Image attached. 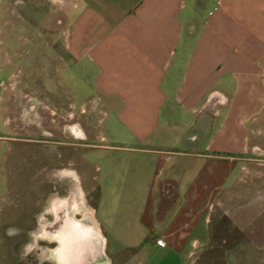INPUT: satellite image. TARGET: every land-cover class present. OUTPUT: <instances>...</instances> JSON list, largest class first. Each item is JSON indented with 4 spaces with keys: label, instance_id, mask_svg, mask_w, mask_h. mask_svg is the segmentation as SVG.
<instances>
[{
    "label": "crops",
    "instance_id": "1",
    "mask_svg": "<svg viewBox=\"0 0 264 264\" xmlns=\"http://www.w3.org/2000/svg\"><path fill=\"white\" fill-rule=\"evenodd\" d=\"M59 8L61 84L83 92L81 109L99 104L98 140L113 142L101 164L89 162L94 203L88 208L80 184L77 213L99 228L114 254L107 264H197L212 248L219 196L264 165V0H65Z\"/></svg>",
    "mask_w": 264,
    "mask_h": 264
},
{
    "label": "rangeland",
    "instance_id": "2",
    "mask_svg": "<svg viewBox=\"0 0 264 264\" xmlns=\"http://www.w3.org/2000/svg\"><path fill=\"white\" fill-rule=\"evenodd\" d=\"M59 6L65 0H0V264H54L50 248L42 246L54 241L36 226L45 223L57 192L64 196L66 189L82 185L88 208L93 205L87 181L93 187L91 164H101L99 154L113 144L98 140L103 130L99 104L87 101L81 109L83 92L77 95L79 90L61 84L67 82L59 56L66 18ZM89 89L84 85L85 94ZM255 167L246 172L243 185L215 202L212 248L197 264H264V165ZM172 190L166 185L164 197ZM166 205L163 199L160 214ZM17 228L28 231H12ZM107 252L111 263L109 246Z\"/></svg>",
    "mask_w": 264,
    "mask_h": 264
},
{
    "label": "flooded vegetation",
    "instance_id": "3",
    "mask_svg": "<svg viewBox=\"0 0 264 264\" xmlns=\"http://www.w3.org/2000/svg\"><path fill=\"white\" fill-rule=\"evenodd\" d=\"M77 136H82L81 131L75 130ZM68 145L78 146V143H70ZM78 144V145H77ZM64 154L59 156L63 157ZM62 171L61 169H58ZM49 172V169L47 170ZM51 179L50 176L46 177ZM66 194L56 197L52 201L51 215H49L45 223L38 222L36 229L41 228V232L46 238L54 241L51 247L48 243H42L45 248H50V257L54 264H107L109 260L107 252V244L104 243L103 251H101L100 241L98 242L96 235L92 232L91 227L77 223L82 216L76 210H71L72 202L79 200V192L77 187L71 190L66 189ZM64 200L63 206L57 204ZM77 220V221H76Z\"/></svg>",
    "mask_w": 264,
    "mask_h": 264
},
{
    "label": "bare ground",
    "instance_id": "4",
    "mask_svg": "<svg viewBox=\"0 0 264 264\" xmlns=\"http://www.w3.org/2000/svg\"><path fill=\"white\" fill-rule=\"evenodd\" d=\"M78 191H80V190L78 189ZM63 202H64V200H61V202L58 203V205L57 204H54V205H56V207L59 206V205L63 206ZM70 202H72L71 210L79 211V207H80L79 200L78 201L74 200V201H70ZM52 206H53V204L51 205V208H52ZM78 222H79V224H83L86 227H91L92 228V232L96 235L98 242L100 241L99 243H100L101 251H103V246H104V241L105 240H104V237L101 236L99 228L96 226V224H95L94 220L92 219V217L90 215H84L83 214L82 219H79L77 221V223Z\"/></svg>",
    "mask_w": 264,
    "mask_h": 264
}]
</instances>
